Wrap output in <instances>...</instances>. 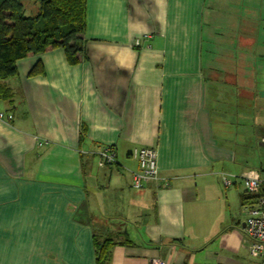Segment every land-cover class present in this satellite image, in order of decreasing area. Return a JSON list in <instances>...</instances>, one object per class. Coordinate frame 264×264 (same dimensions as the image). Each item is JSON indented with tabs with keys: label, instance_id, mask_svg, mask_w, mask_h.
I'll return each instance as SVG.
<instances>
[{
	"label": "crops",
	"instance_id": "1",
	"mask_svg": "<svg viewBox=\"0 0 264 264\" xmlns=\"http://www.w3.org/2000/svg\"><path fill=\"white\" fill-rule=\"evenodd\" d=\"M249 1L235 10L253 24L264 0ZM215 3L86 0L81 63L60 49L16 62L0 101V264H95V239L115 243L108 264H248L242 179H264V54L225 49ZM107 147L116 163L99 167ZM142 148L166 184L132 188Z\"/></svg>",
	"mask_w": 264,
	"mask_h": 264
},
{
	"label": "trees",
	"instance_id": "2",
	"mask_svg": "<svg viewBox=\"0 0 264 264\" xmlns=\"http://www.w3.org/2000/svg\"><path fill=\"white\" fill-rule=\"evenodd\" d=\"M35 16L23 13L22 0H0V101H10L3 82L15 76L16 62L60 49L70 65L84 59L86 0H36ZM42 74L35 68L31 75ZM252 205L257 197L252 196ZM251 205V206H252ZM111 240H94L95 264H108Z\"/></svg>",
	"mask_w": 264,
	"mask_h": 264
},
{
	"label": "built area",
	"instance_id": "3",
	"mask_svg": "<svg viewBox=\"0 0 264 264\" xmlns=\"http://www.w3.org/2000/svg\"><path fill=\"white\" fill-rule=\"evenodd\" d=\"M10 115L0 113V121H10ZM98 166L104 167L116 163L115 151L111 147L102 149L98 154ZM132 157L138 163V171L132 174V188L140 190L145 184L153 182L166 184V179L159 176L156 152L142 148L134 150ZM231 180L223 177V185L229 186ZM242 186L248 195L256 196V203L247 209L243 228V243L249 258L264 264V179L247 177L242 179ZM150 264H168L162 260H152Z\"/></svg>",
	"mask_w": 264,
	"mask_h": 264
},
{
	"label": "rangeland",
	"instance_id": "4",
	"mask_svg": "<svg viewBox=\"0 0 264 264\" xmlns=\"http://www.w3.org/2000/svg\"><path fill=\"white\" fill-rule=\"evenodd\" d=\"M210 2V0H207V4ZM215 5L217 6V9L219 10V16H222L226 21L228 20L227 24L228 27L225 26L224 28H222V30L220 31V34H221V37L222 38H225V49H239L241 47V45H245L249 47H251V42L253 43H256L254 45V48L255 49H260V52H262L264 54V15H259L258 16V19L255 21H253L251 23H249V15L248 14H251L249 11V3L250 1L249 0H244V2L246 3V5L248 6H245L244 8H239L241 6L238 7V11L236 12L235 8H237L235 6V3L237 2L238 5L241 3V0H215ZM22 4H23V13L25 16L27 17H30V16H35L37 13H38V10H39V5L36 3V0H22ZM264 6L262 5V8ZM235 13L237 14H241L242 18H244V21L245 23L247 22L249 24L252 25L251 26H243L242 23H235V21H233L232 19H234V17H236ZM263 14H264V11H263ZM239 18H241L240 16H238ZM241 18V19H242ZM231 20V21H230ZM233 21V22H232ZM244 24V22H243ZM238 36L240 38V41L241 43L239 42L237 45L234 44L233 40L235 39V37ZM226 37H227V40H226ZM232 38V39H231ZM224 45V44H223ZM233 45V46H231ZM238 46V47H237ZM218 49H224L223 47L221 48H218ZM253 49V48H252ZM232 50H229L228 54H226L227 58H230L232 57ZM238 56L239 53H238ZM244 57V56H243ZM228 60L227 62H232L233 60L232 59H226ZM261 63L260 61H256L253 65V70L255 69L256 72L258 71V77L259 79L263 76V73L264 72V63H263V59L261 58ZM241 60H239V65H241ZM242 64H245L246 63H243ZM261 66V68H260ZM241 74V73H240ZM238 75V74H237ZM239 76V75H238ZM223 234V233H222ZM220 236L222 235H217L214 237V240H213V245H214V248H218L219 244L222 245V241H221V238ZM223 248V247H221ZM218 254L220 255V257H223L225 255L224 251H219L218 250ZM247 255V254H246ZM204 264H216V263H211V262H204ZM248 264H258V261L256 259H252V258H249L248 260Z\"/></svg>",
	"mask_w": 264,
	"mask_h": 264
},
{
	"label": "water",
	"instance_id": "5",
	"mask_svg": "<svg viewBox=\"0 0 264 264\" xmlns=\"http://www.w3.org/2000/svg\"><path fill=\"white\" fill-rule=\"evenodd\" d=\"M242 226H244V225H242Z\"/></svg>",
	"mask_w": 264,
	"mask_h": 264
}]
</instances>
